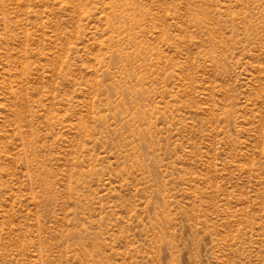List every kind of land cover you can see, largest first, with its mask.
Here are the masks:
<instances>
[{
  "label": "rangeland",
  "instance_id": "obj_1",
  "mask_svg": "<svg viewBox=\"0 0 264 264\" xmlns=\"http://www.w3.org/2000/svg\"><path fill=\"white\" fill-rule=\"evenodd\" d=\"M0 264H264V0H0Z\"/></svg>",
  "mask_w": 264,
  "mask_h": 264
}]
</instances>
